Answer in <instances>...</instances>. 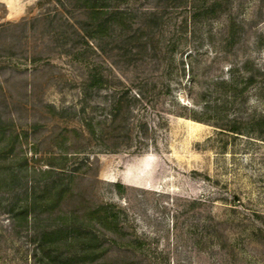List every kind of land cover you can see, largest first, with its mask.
Returning a JSON list of instances; mask_svg holds the SVG:
<instances>
[{
  "label": "rangeland",
  "instance_id": "obj_1",
  "mask_svg": "<svg viewBox=\"0 0 264 264\" xmlns=\"http://www.w3.org/2000/svg\"><path fill=\"white\" fill-rule=\"evenodd\" d=\"M209 5L193 24L191 0L123 1L136 23L103 52L72 29L79 0H0V264H35L13 190L63 175L44 224L75 215L98 240L36 264H264V0Z\"/></svg>",
  "mask_w": 264,
  "mask_h": 264
},
{
  "label": "trees",
  "instance_id": "obj_2",
  "mask_svg": "<svg viewBox=\"0 0 264 264\" xmlns=\"http://www.w3.org/2000/svg\"><path fill=\"white\" fill-rule=\"evenodd\" d=\"M83 7L82 12H85L88 16L85 21L78 22L72 25V29L82 44L91 49V44L99 51L104 52L103 43L105 38L122 39L127 32V28H132L136 20L129 10L121 9L120 5L126 0H79ZM200 0H191V23H196L200 16L204 19L216 14L214 5L203 6L199 8ZM117 4L116 6H114ZM148 17H145L144 22H140L138 31L151 29V27L159 26L162 20L161 15L155 10L149 13ZM137 18V17H136ZM187 23V22H186ZM102 78L99 73L90 72L86 77L84 83L87 87L84 88L86 94L89 89L95 90L101 87ZM250 83L254 81V78L247 79ZM264 83V82H263ZM125 98L123 96L116 97L110 103L111 107V119L115 121L121 110L126 107L128 111L131 110L130 105L124 106ZM130 104V101L127 102ZM128 126V118L127 123ZM92 127L91 125H89ZM257 126L259 133L264 132V117L258 119ZM21 170L15 173L13 181H21ZM52 173L47 172V174ZM63 175V174H62ZM64 176V175H63ZM63 176L57 177L54 181H36L29 183L26 182L25 186L19 184L13 191V205L11 208V217L13 220L19 222L16 226L17 231L20 232L24 229L31 234L34 239L35 247L33 252V259L36 262L44 260L46 255L50 254L54 259H60L59 253H53L49 249V242H75V241H92L96 242L98 236L89 232L87 227H83V224L79 223V218L75 215L59 217L58 223L54 226L47 227L44 224L49 221L50 217H43V213L49 208L54 210L58 207L65 195L69 191V183L66 182ZM63 221L64 223L60 222ZM42 223V224H41ZM60 223V224H59ZM91 242V243H92ZM45 264L54 263L53 260H47Z\"/></svg>",
  "mask_w": 264,
  "mask_h": 264
}]
</instances>
